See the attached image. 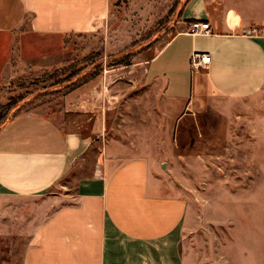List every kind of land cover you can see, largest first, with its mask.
<instances>
[{
    "label": "crops",
    "instance_id": "crops-1",
    "mask_svg": "<svg viewBox=\"0 0 264 264\" xmlns=\"http://www.w3.org/2000/svg\"><path fill=\"white\" fill-rule=\"evenodd\" d=\"M105 3L0 0V48L9 50L1 60L27 42L32 48L34 37L89 33L105 17ZM193 19L208 21L211 33H188ZM175 26L145 61L141 91L134 92L159 99L144 110L164 116L166 129L167 118L178 124L189 115L225 112L230 102L261 91L264 0H186ZM193 50L211 55L209 66L194 73ZM103 102L95 110L68 107L59 118L23 111L0 126V207L10 209L12 199L42 200L34 204L41 219L23 264H206L182 249L188 200L153 156L134 152L131 145H142L136 138L128 145L107 136ZM91 153L90 170L77 169ZM77 171L73 194L49 195Z\"/></svg>",
    "mask_w": 264,
    "mask_h": 264
},
{
    "label": "rangeland",
    "instance_id": "rangeland-1",
    "mask_svg": "<svg viewBox=\"0 0 264 264\" xmlns=\"http://www.w3.org/2000/svg\"><path fill=\"white\" fill-rule=\"evenodd\" d=\"M183 1L106 0L105 17L89 33L34 37L33 49L27 42L3 60L9 50L1 47L0 124L17 110L59 118L68 107L95 110L105 101L107 136L128 145L136 138L142 145H131L134 152L153 156L188 200L182 249L206 264H264V86L230 102L225 112L189 115L178 124L167 118L168 129L164 116L144 110L159 99L134 96L145 61L175 33ZM125 50L134 54L121 65L118 53ZM92 73L89 82L66 92ZM94 159L91 153L77 169L90 170ZM77 172L49 195L73 194ZM40 201L12 199L13 207H0V264H23L41 219L35 210Z\"/></svg>",
    "mask_w": 264,
    "mask_h": 264
},
{
    "label": "built area",
    "instance_id": "built-area-1",
    "mask_svg": "<svg viewBox=\"0 0 264 264\" xmlns=\"http://www.w3.org/2000/svg\"><path fill=\"white\" fill-rule=\"evenodd\" d=\"M186 31L190 34H208L212 29L208 21L193 19L189 22ZM211 62V55L208 52L193 50L189 56L190 72L194 73L205 69Z\"/></svg>",
    "mask_w": 264,
    "mask_h": 264
},
{
    "label": "trees",
    "instance_id": "trees-1",
    "mask_svg": "<svg viewBox=\"0 0 264 264\" xmlns=\"http://www.w3.org/2000/svg\"><path fill=\"white\" fill-rule=\"evenodd\" d=\"M186 0L183 1L181 7H180V10H179V16H180V11H181V8L184 4ZM170 38V37H169ZM144 47H141V49H143ZM140 49V50H141ZM120 58L118 60V62L121 64V65H126V64H129L130 63V60H131V57L133 56V52L129 51V50H125L123 52H120L118 53ZM100 65H98L99 67L102 66V63L100 62L99 63ZM97 74V73H96ZM95 75V73H92V74H83V76H81V78L79 80H76L75 83H71V86L68 87V89L66 90V92L72 90L73 88H75L76 86H78L79 84H84L86 83L89 79H91L93 76ZM22 112L21 110H17L15 111L11 116H3L1 117V124L0 126L6 121L8 120L9 118L15 116L16 114Z\"/></svg>",
    "mask_w": 264,
    "mask_h": 264
}]
</instances>
